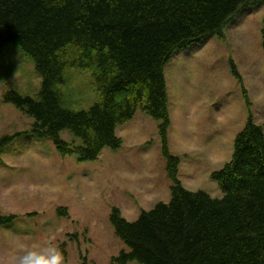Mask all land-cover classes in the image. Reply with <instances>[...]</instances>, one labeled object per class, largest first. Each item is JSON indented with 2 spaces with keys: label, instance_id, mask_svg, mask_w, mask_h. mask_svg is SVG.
Here are the masks:
<instances>
[{
  "label": "trees",
  "instance_id": "16d2710c",
  "mask_svg": "<svg viewBox=\"0 0 264 264\" xmlns=\"http://www.w3.org/2000/svg\"><path fill=\"white\" fill-rule=\"evenodd\" d=\"M264 0H0V48L19 47L32 61L35 96L2 94L33 119L28 130L0 137V153L16 137L49 138L62 155L96 160L123 140L119 125L141 108L159 120L161 152L171 181L170 200L141 209L128 221L113 207L110 222L126 245L112 264H264V124L251 114L233 141L231 159L210 174L222 197L186 189L180 158L168 147L167 90L163 72L172 53L218 34L242 9ZM264 49V26L261 31ZM232 73L241 82L233 62ZM85 71L99 100L88 109L64 106L65 70ZM243 94L247 105L248 97ZM67 130L79 142L67 141ZM58 213L67 215L65 207ZM15 215L0 212V224ZM63 247V253L65 254ZM82 264H88L82 257Z\"/></svg>",
  "mask_w": 264,
  "mask_h": 264
},
{
  "label": "rangeland",
  "instance_id": "374dc122",
  "mask_svg": "<svg viewBox=\"0 0 264 264\" xmlns=\"http://www.w3.org/2000/svg\"><path fill=\"white\" fill-rule=\"evenodd\" d=\"M263 26L264 5L242 9L224 26L223 36L209 35L176 49L164 65L168 146L181 159L178 177L188 190L222 197L210 174L231 159L234 138L249 114L264 124ZM64 75L65 107L88 109L99 100L88 73L67 69ZM39 86L33 61L16 45H3L0 137L28 130L33 123L14 104L2 101L4 91L36 97ZM159 124L137 109L116 129L121 147H105L94 161L62 156L51 139L30 133L8 144L0 153V212L15 218L0 224V264H82V257L88 264H112L113 257L128 251L114 233L111 209L118 207L134 221L141 209L170 200ZM60 135L79 142L67 130ZM59 207L67 209L66 216L58 213Z\"/></svg>",
  "mask_w": 264,
  "mask_h": 264
}]
</instances>
